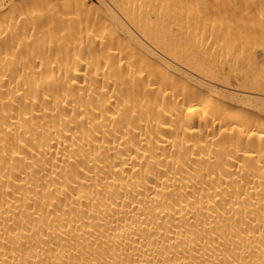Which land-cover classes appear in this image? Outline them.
<instances>
[{"label": "bare ground", "instance_id": "obj_1", "mask_svg": "<svg viewBox=\"0 0 264 264\" xmlns=\"http://www.w3.org/2000/svg\"><path fill=\"white\" fill-rule=\"evenodd\" d=\"M228 2L0 0L15 264H264V0Z\"/></svg>", "mask_w": 264, "mask_h": 264}, {"label": "snow or ice", "instance_id": "obj_2", "mask_svg": "<svg viewBox=\"0 0 264 264\" xmlns=\"http://www.w3.org/2000/svg\"><path fill=\"white\" fill-rule=\"evenodd\" d=\"M65 6L68 7L69 9H71L73 7V0H66ZM78 7V5H76ZM192 7L199 9V11L201 12V14H206L209 18H211V16L213 15V11L214 9H220L221 11H230L232 8H239L241 7V5L239 4H233V3H229L228 0H225V2L223 3V5L218 4V3H214V0H196V3H194L193 5H191ZM238 14V13H237ZM262 23H264V21H262ZM261 80L264 81V71L261 72ZM53 79H55L53 77ZM76 78H71V83L73 85L76 84ZM189 112L193 111L192 108L188 109ZM81 119H84L83 114H79ZM207 115V113H206ZM217 119L219 120V117H217ZM11 132V129H9V133ZM251 135L255 136V133H252ZM259 139L262 142V149H264V129L260 130V136ZM235 143V142H234ZM239 147V146H237ZM236 149L234 148V151ZM253 153L252 150L250 148L248 149H243L239 156L238 159H243L245 156H247L249 159H251L253 157ZM247 162V161H245ZM262 167H264V160H262ZM82 171V170H81ZM262 183H264V179H262ZM7 232V229L5 230ZM13 232H15V229H12ZM260 234L262 237V243H264V224L261 225V229H260ZM23 237L20 236H16L15 238H9L7 235L4 234H0V254H4V252L10 250L12 253H15L17 251V249L21 248L23 246ZM21 241V243H17V241ZM46 243H48V240H45ZM215 251V249L213 250ZM13 260V264H15V260L12 256H8L6 254H4V259L2 264H9V260ZM25 264H31V261H26ZM220 264H223V260L220 261Z\"/></svg>", "mask_w": 264, "mask_h": 264}]
</instances>
